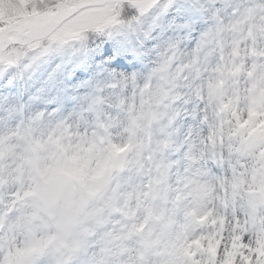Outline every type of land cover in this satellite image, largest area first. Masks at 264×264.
<instances>
[{
	"label": "snow or ice",
	"instance_id": "snow-or-ice-1",
	"mask_svg": "<svg viewBox=\"0 0 264 264\" xmlns=\"http://www.w3.org/2000/svg\"><path fill=\"white\" fill-rule=\"evenodd\" d=\"M0 264H264V0H0Z\"/></svg>",
	"mask_w": 264,
	"mask_h": 264
}]
</instances>
